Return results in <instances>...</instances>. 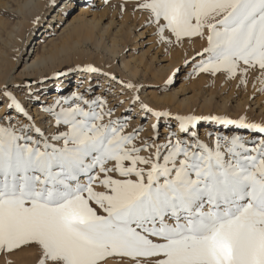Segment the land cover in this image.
Returning a JSON list of instances; mask_svg holds the SVG:
<instances>
[{"label": "snow or ice", "instance_id": "snow-or-ice-1", "mask_svg": "<svg viewBox=\"0 0 264 264\" xmlns=\"http://www.w3.org/2000/svg\"><path fill=\"white\" fill-rule=\"evenodd\" d=\"M135 11L147 13L141 27L152 26L157 43L206 42L185 52L187 76L223 74L240 88L251 74L250 99L264 93V0H134ZM180 71L156 87L171 86ZM76 73V88L60 94ZM94 76L119 84V95L131 92L119 115L124 101L109 103L110 86ZM49 80L61 83L33 87ZM11 87L26 89L44 115L38 120L7 82L0 86L5 258L35 249V264H264V117L156 109L140 96L151 85L90 62ZM49 91L57 93L50 103L40 98ZM202 122L210 126L203 138Z\"/></svg>", "mask_w": 264, "mask_h": 264}, {"label": "bare ground", "instance_id": "bare-ground-1", "mask_svg": "<svg viewBox=\"0 0 264 264\" xmlns=\"http://www.w3.org/2000/svg\"><path fill=\"white\" fill-rule=\"evenodd\" d=\"M12 1L16 2V6L14 8L15 16L17 17L16 22L3 19L0 20V86H3L6 82L7 84L9 82H13L14 84H17L20 81L22 82V77L24 78V81L25 79L40 80L41 77L47 76V73L51 76L53 71L63 68V66L69 61H71V59H74L75 63L93 62L96 66L103 67L106 70H108V66L111 65L112 71L118 72L121 77L123 76L125 79L132 80L134 83L135 81L142 79L139 75L142 68L145 72V69H150V64H147V62L143 59L142 56L132 57L131 55H129V58L124 60L123 51L127 45L128 39H134V44L136 47L138 43L137 36L143 33L138 32V34L136 33L137 36L136 34L131 36L133 30L135 29L134 23L128 25L125 23V21L121 20L118 29L114 33L110 32V26L115 23V10L116 15L117 13L121 14L120 4L118 2L112 5L114 12H112V16L106 23V26L102 27L101 17L108 10L107 7L103 8L102 11H92V7L94 6V3L92 1L94 0H61L63 3L61 4L57 12L50 17L48 22H46L45 28L41 29L42 31L40 30V34L38 35V37H36L35 40L33 38L34 43L30 48L29 53L27 54L23 53V51L24 46L26 45L30 37V33L35 28V26H40L42 24L41 21L45 22L43 21L45 19L44 12L45 14H47L48 10H50V8L52 7L53 2H55L56 0ZM107 1L108 0H98V3H95V6H100L104 2L105 5H108ZM76 2L82 3L78 5L79 10L77 14L73 16V18L68 23H66V26H64L60 37L56 40L51 39L49 41V44L44 45L42 50L37 51L39 45H41L54 32H56V30L59 29L55 24V31H53L54 26H51V23L55 20H59L61 18L62 11H64V9L69 6H72ZM87 15H90V17H87ZM38 16L40 17V19L37 23L34 24L33 21ZM194 44H197L196 41L193 42V45ZM116 58L119 59V63H116ZM154 58L155 55L152 57V59ZM183 60V52H172V58L167 60V63L165 62L164 64L160 65L158 71L154 73V76L159 80H163L164 78L166 80L168 76L172 74L173 69L176 66H182ZM20 65H22V68L19 70L18 75H16V77H13L11 71L15 67H18ZM79 75L81 74L76 73L74 75H71L70 77L65 78L62 82L64 86V92L60 94H66L68 90L67 82L70 81L71 78H73L74 76L75 81H77V77ZM85 77L87 76L85 75ZM93 78H101L104 83L103 86L105 84L114 83L113 81H110L102 76H94ZM49 81H46L43 85L48 86V84H50ZM54 83H61V81L54 80ZM86 85L87 80L85 84L81 86V88L85 87ZM116 85L119 87L120 90L121 86L119 84ZM36 86L37 85H34V87ZM75 88L76 86L74 85L73 89ZM9 90L12 91V88H9ZM101 91L102 88L98 91V93ZM124 91L126 94H130L131 97L130 91ZM178 91L179 90L177 89V91H174L170 94H166L162 97H158L155 95L153 97L151 96L153 103L149 101L150 105L161 107V104L164 103V105L166 106L168 102H171L175 98V95L178 93ZM15 94L17 95V97L19 96L18 93ZM213 94L210 93L209 95L204 96V98L202 99L199 108L203 109L204 112L208 111V109H210V106L212 107L213 99H215ZM55 95H57L55 91L47 92L43 95L42 100H47L50 102L52 101V97ZM230 97L231 92L222 97V102L219 105L221 109L225 108ZM190 99L191 97H183L182 100L178 102L175 107L167 108L168 110H173L175 114L185 115L189 113H194L199 115V108L197 109V107L192 105ZM235 101V109L240 114H245L243 101H241L240 99H236ZM38 109L39 105L34 104L32 110L36 117L38 115ZM3 111L4 108L3 106H1L0 114H3ZM154 121L155 118L150 116L146 127H148V124H151ZM200 126H202L199 128L200 131H202L201 136L203 138L205 130L208 129L210 126L204 122H202ZM173 130L175 131L176 128L174 127ZM164 131L165 128L161 130V132ZM22 255H24V253ZM15 258H19L17 254ZM19 259L22 261L21 258ZM26 259L28 260V258Z\"/></svg>", "mask_w": 264, "mask_h": 264}, {"label": "rangeland", "instance_id": "rangeland-1", "mask_svg": "<svg viewBox=\"0 0 264 264\" xmlns=\"http://www.w3.org/2000/svg\"><path fill=\"white\" fill-rule=\"evenodd\" d=\"M92 2L94 3V6L92 7V11H102L103 8H105V7L108 8L106 13L101 17L102 27L106 26V23L109 21L110 17L112 16V12H114L112 5H114V3L118 2L120 5L121 4L125 5L124 11L121 12V14L117 13V15H116V10H115V12H114L115 13V15H114L115 23L110 26V28H109L110 32L114 33L118 29V26H120L121 20L125 21V23L128 25H130L132 23L135 24V29L133 30V33L131 36L135 35L136 33L138 34V32H143L141 35H138V36L136 34L137 39H138V43H137L136 47L134 44V39H132V38L128 39L127 45L123 51V57H124V60H126L127 58H129V55H131L132 57L133 56L134 57H141L142 56L143 59L147 62V64H150L149 65L150 69H148V68L145 69L146 72L144 71L143 68L140 71L139 75L142 79L135 81V83H140L142 85H151V87H146V88L142 89V91L140 92V96L149 105H150V102H152V97L154 95L158 96V97H162L166 94H170L174 91H177V89H178L179 91L175 95V98L171 102H168L166 106L163 103V104H161V107H157V106H152V107H154L156 109L168 110L167 107H172V108L175 107L178 104V102H180L182 100L183 97H191L190 101H191L192 105H194L198 109L200 107V104H201L204 96H207L210 93H212V94L214 93L213 96L215 99H213L212 107L210 106V109H208V111H206V112H204L203 109L199 108V111H200L198 113L199 115L227 114L230 117L236 118L241 114L235 109V103H236L235 100L240 99L244 103L245 114H247L250 119L260 120L261 117H264V93H257L255 96V99H250V96L254 91V89L252 87V76H251V74L249 75L248 85L246 87L242 86L240 88H237L236 87V80H230V81L225 82L223 74H217L216 76H209L208 74H198V75H194V76L189 77V76H187V73L190 70V66L189 67H183V64H182L181 71L176 76L174 84H172L171 86H168L164 90H160L156 86H158V85L163 86L165 78L163 80H159L158 78H156L154 76V73L158 71L160 65L164 64L165 62L167 63L168 62L167 60L172 58V52H174V51L175 52H178V51L183 52V57H185V52H187V54L189 56H191V55H193V53L195 51H199L202 47H204L206 45V42L203 40H200L198 38H195L193 40V42L196 41L197 44H194V45H193V42L188 43L187 40L181 46H176V45H167L166 46L165 44L157 43L156 42L157 38L152 34L154 31V28L152 26L141 27V25L144 23V21L147 17V13H144L141 11L133 12L134 0H108L107 1L108 5H105V2H106L105 1L100 6H95V3L97 4L98 0L97 1L94 0ZM15 3L16 2L12 1V0H0V20L3 19V20H10L12 22H16L17 17L15 16V11H14V8L16 6ZM62 3L63 2L61 0H56L55 2H53L50 10H48V13L45 14V12H44L45 19L43 21H45V22L41 21L42 24L40 26H38V25L35 26V28L32 30V32L30 33V37L28 39V42L24 46L23 53H27V54L29 53L30 48L32 47V45L34 43L33 38L35 40V38L38 37V35L40 34V30L45 28L46 22H48L50 17L57 12V10L59 9V7L61 6ZM81 3L82 2H76L72 6H69L66 9H64V11H62L61 18L59 20H55L54 22L51 23V26H54L53 31H55V24H56L57 28H59V29L56 30V32H54L41 45H39L37 51L42 50L43 46L49 44V41L51 39L56 40L60 37V34H61L64 26H66V23H68L73 18V16H75L77 14V12L79 10L78 5ZM125 15H127V16H125ZM87 17H90V15H87ZM166 35H167V33H166ZM28 36H27V38H28ZM165 47L168 48L167 52L164 51ZM125 50H127V51H125ZM154 55H155V58L152 59V57ZM162 59H164V60H162ZM117 60L119 61V59L116 58V63H117ZM75 64L76 63L74 62V59H71V61L66 63L63 66V68L65 66H71V65H75ZM93 64L95 65V63H93ZM21 68H22V65L15 67L11 71V74L13 75V77H16V75H18V72ZM116 73H118V72H116ZM46 75L50 76L48 73ZM117 75L120 76L119 73ZM121 78H124V77L122 76ZM23 79L24 78L22 77V79H21L22 82H23ZM86 80H87V77H85V82H86ZM97 81H99V83L103 86L104 83L101 80V78H93V80H92L93 84H95ZM22 82L21 81L18 82L17 85L21 84ZM49 82H50V84H48V86L37 85L39 87H37V86L34 87V85H33V87L43 89V88H50V87L55 85L54 80H51ZM116 84L117 83L114 82L113 84H105V85H108L111 88V91L107 94L109 103H112L113 101H115L117 99L124 101L123 104H120L119 107H117L116 112L114 114V115H119L123 111V109L125 107H127L129 100H130V94H126L124 91L123 96L119 95L120 90ZM8 85H9V88H12L11 86L14 85V83L9 82ZM67 85H68L67 92L74 90L73 86L74 85L76 86L75 76L73 78H71L70 81L67 82ZM100 89L101 88L95 89L97 94L101 93V92L98 93V91ZM12 91L14 93L19 94L18 98L21 99L22 102L25 104V106L28 107L29 110L32 112V114L35 115L33 113V110H32L34 107V104H32L30 101H28L24 97L23 93H24V91H26V89L21 90V89L12 88ZM49 92H51V91H49ZM230 92H231V97L229 98L228 103L226 104L225 108L221 109L219 107V105L222 102V97L224 95H227ZM113 93H116V95H113ZM44 94L45 93H43V92L40 93L41 100H42ZM1 106H3V105H0V107ZM183 108H184V106H183ZM168 111L175 114V112L173 110H168ZM136 112H138V108L133 109V114H135ZM37 114H38L37 117H36V115L34 117H36L38 120L40 119L41 116L44 115V114L40 113L39 111H37ZM149 119H150V116L147 120L142 121V123L145 125L146 131L143 132L141 135H147L148 134L149 128L146 127V125H147V122ZM137 122H141L139 120L138 115L136 116V120L134 119L131 121V124L134 126ZM171 123H172L173 128H174L176 122L173 120V121H171ZM149 125L150 124H148V126ZM199 127H202V126H199ZM163 129L164 128H163V122H162L160 131ZM212 130L215 131L214 129H212ZM201 132L202 131H200V133ZM161 133H163V132H161ZM23 253H24V255H22ZM16 254L18 255L19 258L22 259V261L19 258H15ZM21 255L23 256V258ZM25 255L26 256L28 255V256L26 257ZM24 256H25V258H24ZM26 258H28V260ZM35 258H36L35 249H24V250L19 251V252H14L12 255L8 256L7 258H5L3 253H0V264H6V259L8 261H10L11 264H14V263L19 264V260H20V264H26L27 262H28L27 264H35ZM14 260H16V261H14ZM30 261H31V263H30Z\"/></svg>", "mask_w": 264, "mask_h": 264}]
</instances>
